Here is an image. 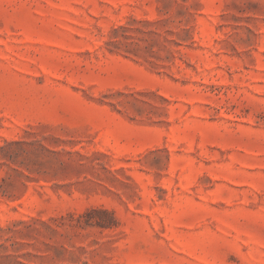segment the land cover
Masks as SVG:
<instances>
[{"label": "rangeland", "instance_id": "rangeland-1", "mask_svg": "<svg viewBox=\"0 0 264 264\" xmlns=\"http://www.w3.org/2000/svg\"><path fill=\"white\" fill-rule=\"evenodd\" d=\"M0 264H264V0H0Z\"/></svg>", "mask_w": 264, "mask_h": 264}]
</instances>
